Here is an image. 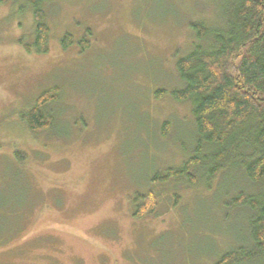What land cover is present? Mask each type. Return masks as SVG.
<instances>
[{
  "label": "rangeland",
  "instance_id": "rangeland-1",
  "mask_svg": "<svg viewBox=\"0 0 264 264\" xmlns=\"http://www.w3.org/2000/svg\"><path fill=\"white\" fill-rule=\"evenodd\" d=\"M31 9L0 5V141L27 156L18 166L0 152V264H216L248 246L250 210L224 203L259 186L236 169L211 190L181 187L176 204L163 191L156 215L131 217L130 195L154 188L151 177L194 148L189 102L169 92L194 40L188 24L219 25L221 0H43L41 54L11 41L32 26ZM53 86L48 130L27 134L10 120ZM157 90L167 93L157 99Z\"/></svg>",
  "mask_w": 264,
  "mask_h": 264
},
{
  "label": "trees",
  "instance_id": "trees-1",
  "mask_svg": "<svg viewBox=\"0 0 264 264\" xmlns=\"http://www.w3.org/2000/svg\"><path fill=\"white\" fill-rule=\"evenodd\" d=\"M15 1L0 0V5ZM42 2L26 0L32 7L33 24L24 34L11 39L28 53L48 51L49 27ZM221 2L219 25L202 20L188 24L194 40L175 62L181 86L169 92L172 100L189 102L194 148L178 165L155 173L150 180L154 188L130 195L131 217L142 220L156 215L163 191L169 192L172 204H176L181 187L211 190L224 172L236 169L248 182L259 186L250 194L238 190L237 195L224 203L228 211L239 206L250 210L247 226L250 244L225 250L215 262H264V0ZM71 43L72 35L65 33L61 46L67 48ZM79 45L86 49L88 42L81 39ZM166 93L157 90L154 97L161 99ZM58 94L57 86L44 89L32 106L10 120L17 121L27 134L48 130L52 118L43 108L56 101ZM161 125L165 136L169 122ZM0 152L13 153L12 159L18 166L26 162V153L11 143L0 141ZM207 258L203 260L207 262Z\"/></svg>",
  "mask_w": 264,
  "mask_h": 264
}]
</instances>
